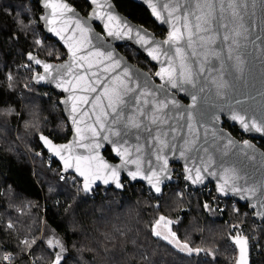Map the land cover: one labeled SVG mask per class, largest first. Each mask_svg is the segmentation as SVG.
Returning a JSON list of instances; mask_svg holds the SVG:
<instances>
[{"label": "trees", "instance_id": "obj_1", "mask_svg": "<svg viewBox=\"0 0 264 264\" xmlns=\"http://www.w3.org/2000/svg\"><path fill=\"white\" fill-rule=\"evenodd\" d=\"M40 1L0 0V261L11 255L16 264H56L57 256L63 258L60 264H234L235 225L250 238L253 264H264V223L253 219L248 206L227 201L223 207L214 185L193 188L178 174L179 182L163 196L128 181L122 191L88 196L75 175L60 181L62 167L48 160L39 137L66 142L71 127L58 95L33 84L36 69L28 54L59 61L66 50L41 29ZM69 1L85 14L90 10L86 0ZM116 4L158 36L166 34L143 6L129 0ZM120 49L155 69L133 47ZM224 126L245 138L238 128ZM258 144L264 149V141ZM105 154L115 160L110 149ZM162 216L172 221L191 254L153 234Z\"/></svg>", "mask_w": 264, "mask_h": 264}, {"label": "snow or ice", "instance_id": "obj_2", "mask_svg": "<svg viewBox=\"0 0 264 264\" xmlns=\"http://www.w3.org/2000/svg\"><path fill=\"white\" fill-rule=\"evenodd\" d=\"M147 2L152 15L157 20L171 24L168 38L162 43L146 39L148 34L142 29L136 32L137 42L142 46H148L146 49L148 56L161 63L160 71L156 75L165 83L159 88L149 89L147 82L143 85L134 83L126 70H123V79L120 76L107 78L113 80L112 86H109L105 79L97 76L96 82L90 81L89 87L83 91L97 93L98 88H102V92L91 99L89 96H83L80 98V103L91 104L95 109L96 102L106 101L103 105L102 116H97L95 119V123L99 125V131L93 129V135L112 145L118 156L127 157L126 164L135 165L134 170L127 172L128 177L133 181L138 177L147 179L152 189L159 194L164 181L172 179L168 175V160L160 155L162 152L167 150L173 155L178 153L180 157L196 158L199 161L205 159L199 155L200 153H205L207 156L210 146L215 145L218 140H226L227 143L223 144L220 149V155L221 157L228 156L229 147L234 142L231 136L219 126L220 115H225L226 119L231 120L234 125L238 124L244 132H254L264 136V112L260 115L256 114L255 109L249 104L248 93L244 91L245 65L246 58L249 56L247 44L253 42L250 40L248 28L245 27V20L255 15L254 0H195V2L194 0H169L162 5V10L152 0H147ZM90 3L97 5L98 9L103 10L104 8L98 0H90ZM260 4L264 7V0H260ZM44 7L51 10L52 17L63 18L64 28L58 30L50 27L48 31L64 41L71 54L72 63L80 61L78 66L84 68L86 55H78V53L85 52L89 56L113 61L111 52L101 50L104 45L99 42V38L88 21L75 16V10L69 4L45 0ZM108 8L110 9L111 5H108ZM68 13L72 15H67ZM92 18L101 22L109 37L121 38L132 32L131 27H127L123 33L113 31L109 22L116 20L117 17L111 11L101 15L99 11L94 10ZM44 19L48 24L53 23V20L48 17ZM62 32H71V35L65 36L61 34ZM254 39L259 40L260 37L257 36ZM73 42L78 47H74ZM39 43L40 41H37V44ZM161 57L164 59L161 60ZM28 59L34 60L36 65H41V61L31 53ZM66 67L70 72L72 65L69 64ZM91 67L92 65L89 64L88 68ZM115 68H120L118 59L105 67L104 72ZM43 69L47 78H53L52 65L43 64ZM56 74L59 77L56 87L68 91L63 87L67 73L62 74L60 69H56ZM38 79L45 81L46 76H39ZM176 92L185 93L190 98L191 105L180 104L176 99ZM72 110L76 111V105H73ZM81 115L87 116L90 113L85 110ZM130 137L136 141L132 148L129 147ZM40 139L50 151L60 157L66 171L74 168L77 175L84 178L83 190L85 192L91 191L92 185L98 180L105 185L113 183L116 188L123 187L120 183V173L116 168L110 169V176L101 174L98 170L93 171L90 163L82 168L81 162L89 161L90 156H77L73 162L72 159H66L61 154L62 150L57 149L47 137L41 136ZM141 141L144 142L143 145ZM81 146L89 147V145ZM91 147L98 149L101 143L96 142ZM145 147L148 148L149 155L151 149L156 150V160L164 159L163 167L154 168L151 159H141L140 153L145 150ZM133 152L136 153V158H133ZM207 162L212 163L211 156H207ZM219 165L224 175L233 181L227 190L228 180H224L219 186V191L223 195L240 194L242 199H246L243 193L255 194V188L236 183L239 179L236 167H226L223 159L219 161ZM103 167L109 169L107 164ZM187 172L186 178L192 184L204 182L202 173L220 178L218 173L210 171L203 165L190 167ZM261 196L264 197V191L261 192ZM252 206L256 207V205ZM261 208L264 210V204H261ZM258 215L264 218V211ZM163 220L164 217H160L156 222L157 225ZM153 234L160 236L158 231H154ZM24 243L27 244V241ZM236 243L240 244L241 259L238 264H248L246 239L243 242L236 240ZM49 244L51 245V241ZM184 247L188 248L187 245ZM188 251L191 254L190 248ZM4 259L8 261L12 257L5 256ZM61 259L63 258L57 256L56 264H60Z\"/></svg>", "mask_w": 264, "mask_h": 264}, {"label": "water", "instance_id": "obj_3", "mask_svg": "<svg viewBox=\"0 0 264 264\" xmlns=\"http://www.w3.org/2000/svg\"><path fill=\"white\" fill-rule=\"evenodd\" d=\"M90 5V10L88 13H83L76 5H74L69 0H53V2H63L69 4L75 10V16L79 17L81 20H87L88 24L91 26L95 35L99 38V42L103 43L104 47L101 49L105 52H111L113 55V61H120V68H115L109 72H104V68L110 66L113 61H108L105 58H97L95 56H89L85 53H78V55H86V59L84 61V68H80L78 65L80 61L76 63H72L71 54L68 52L67 45L64 41L60 40L59 37L54 35L52 32L48 31L50 27H55L58 30L64 28L63 18L61 17H52L50 15L51 10L44 7L45 0L40 1L41 13L39 14V22L41 29L49 36L50 38L57 41L65 50L66 57L62 61H51L48 59H44L36 53H31L36 59L41 61V65H36L35 61H28L33 64V66L37 69L33 74L32 82L38 88H45L53 91L59 97L60 107L63 109L64 115L68 120V123L71 127V137L66 142H56L50 135L41 134V136L47 137L52 141L53 145L57 149L62 150V155L65 156L66 159H72L74 162L75 157L77 156H90L91 159L89 161H82L81 167L84 168L86 164H91L93 171L98 170L101 174H106L110 176V169L116 168L120 173V183L123 185L122 188H116L113 183H109L105 185L102 181H96L95 184L92 185V190L89 192H85L86 194H90L94 189L104 188V189H115L117 191H122L125 189V183L128 181L131 184L141 183L146 187L150 188L157 196H163L165 189L173 184H177L179 182L178 171L182 170L183 177L190 186L193 188H203L207 185H214L217 194L224 199H235L240 204L244 206H248L249 210L253 213V219L260 223H264V218L258 213L264 211L261 208V204H264V197L261 196V192L264 191V149L259 146L258 141H264V136L259 133H248L244 132L240 129L239 125H234L231 120L226 119L225 115H220L219 126L228 133L232 140L233 145L229 147L228 156L221 157L220 149L223 144H226L227 141H217L215 145L209 147L207 156L212 157V163L207 162V156L205 153H200L201 157H205V159L197 160L186 159L180 157L178 153L173 155L171 152H162L160 155L163 158H167V169L168 175L172 177L170 180H165L161 185V193L157 194L154 189H152L151 185H149L147 179L137 178L136 180H132L127 176V172L129 170H134L135 165L126 164L125 160L127 157L118 156L113 149V146L110 145L107 141H101L99 137L93 135V129L99 131V125L95 123V119L97 116H102L103 105L106 104V101H98L95 109L92 108L91 104L83 105L80 103V98L83 96H89L91 99L95 97L97 94L102 92V88H98L97 93H87L83 91V89L89 87L90 81L96 82V77H100L105 79V82L112 86L113 80L107 79L108 77L114 78L115 76H120L123 79V70H126L129 73V76L134 80V83L144 84L147 82V86L149 89L159 88L162 84H164V80H162L159 76L156 75L157 72L160 71L161 63L158 61L152 60L150 56L147 54V45L142 46L137 42L136 32L137 30L142 29L143 32L148 35L145 37L146 39H152L157 42H163L168 38V33L171 31L170 23H161L157 20L151 13V8L147 2V0H129L140 6L146 8L152 19L157 23L159 27L166 31L165 38L158 36L156 32L149 29L143 24L137 23L124 14L116 4V0H98L99 4L104 5L103 10L98 9L97 5H93L90 3V0H86ZM153 3L157 5L158 8H161L164 3L169 2V0H152ZM195 2V0H194ZM108 5H111V8H108ZM99 11L101 15H103L107 11H111V13L117 17L116 20L109 22L110 27L113 31L124 32L127 27L132 28V32L127 35L122 36L121 38L117 37H109L107 35V31L102 27V24L99 20L93 19V11ZM253 11L255 15L251 16L250 19L245 20V27L248 28L250 34V40H253L252 43L247 44V48L249 51V56L246 58V76L244 79V91L248 93L249 96V104L253 109H255L256 114L260 115L264 112V7H261L260 0H254ZM67 15H72V13H68ZM44 17H48L53 20L52 24H48ZM98 26L101 28L99 29ZM179 26V25H178ZM62 35L68 36L71 35V32H62ZM143 34V33H142ZM259 36V40H255L254 38ZM131 37V38H129ZM96 41H94L95 43ZM74 43V47H78V45ZM121 46H131L139 52L143 53L145 57L151 62L152 65L157 67V71L152 74L147 69L133 62L121 49ZM167 47V46H165ZM226 47V46H225ZM87 49V46H86ZM90 50V49H88ZM29 55V54H28ZM164 57H161L163 60ZM178 63V61H177ZM43 64H50L53 66L51 70V75L53 78H47V74L44 72ZM71 64V71L68 72L67 65ZM91 64L92 67L88 68V65ZM64 66V67H62ZM166 66V65H165ZM56 69H60L61 73H67L65 75V80L63 83V87L67 88L68 91H64L62 88L56 87V83L59 80L57 77ZM87 69V71H85ZM96 74L95 76L93 74ZM46 76L45 81H40L39 76ZM175 92V90H171ZM176 99L180 102V104L185 106L191 105L190 98L183 92H176ZM73 105H76V111L74 112ZM87 110L90 115H81L83 111ZM110 111V110H109ZM220 114V113H218ZM110 118V117H109ZM225 123H229L232 127L238 128V130L246 137V141L238 138L234 133L226 128ZM210 127V126H209ZM79 129V132H77ZM107 134V133H104ZM39 140L46 150L47 153L51 154L57 161L60 163L61 167L64 168V162L60 159L59 156H56L52 151L48 149L44 142ZM256 140V141H255ZM96 142L101 143V147L98 149H93L91 146ZM136 144L134 138H129V147L132 148ZM143 145L144 142L141 141ZM81 145H89V147L85 148ZM250 145V147H249ZM110 149L114 155L115 160L109 159L105 152ZM140 157L142 160L151 159L152 166L154 168H160L164 166V159L156 160V150L151 149V153L149 155L148 148L145 147V150L140 153ZM133 158H136V153L133 152ZM223 159L225 161L226 167H236L237 172L239 173V179L236 181L238 185H244L245 187L255 188V194H250L248 192L243 193L246 196V199H242L240 194H232L223 195L219 191V186L223 184L224 180H228V185H226V190L228 187L232 185V179L228 176H225L221 171L219 161ZM104 164L109 166V169H105L103 167ZM201 165L208 167L210 171L216 172L219 174V179L212 175H204V182L192 184L186 177L188 176L187 169L190 167H201ZM146 167V165H145ZM69 173L75 175L82 184L83 187V177H79L75 172L74 168L68 169ZM252 205H256L254 208ZM246 239V258L248 264H253L251 257V241L250 238L243 235L231 236V242L234 247L237 249V258L234 264H238L240 261V244L236 243V240L245 241Z\"/></svg>", "mask_w": 264, "mask_h": 264}, {"label": "rangeland", "instance_id": "obj_4", "mask_svg": "<svg viewBox=\"0 0 264 264\" xmlns=\"http://www.w3.org/2000/svg\"><path fill=\"white\" fill-rule=\"evenodd\" d=\"M135 63L138 64V62ZM162 217H164V220L160 221L159 225H157L156 223L155 231H158L160 233V236H162L163 238L166 237L167 238L166 240L170 242L176 249L183 251L185 253H189L188 249L190 248L192 250V248L187 243L180 240L177 233L173 229L172 221L168 220L165 216ZM173 233L175 234L174 236ZM184 245H187L188 248H185Z\"/></svg>", "mask_w": 264, "mask_h": 264}, {"label": "built area", "instance_id": "obj_5", "mask_svg": "<svg viewBox=\"0 0 264 264\" xmlns=\"http://www.w3.org/2000/svg\"><path fill=\"white\" fill-rule=\"evenodd\" d=\"M65 57H66V55H65ZM64 60V59H63ZM59 61H62V60H59ZM36 69V68H35ZM37 70V69H36ZM243 140V139H242ZM244 141H246V137L244 138ZM178 174L184 179V177H183V173H182V170H180V171H178ZM69 175H70V173H69V170H65V169H63L62 171H61V173H60V176H59V178L62 180V181H64V180H67L68 178H69ZM178 175V176H179ZM180 178V177H179ZM185 180V179H184ZM105 193L106 191L105 190H95L94 191V193H92V195L91 196H96V195H100V193ZM215 200L217 201V202H219V203H221L222 205H223V207L227 204V201H230V203H231V205L233 206V207H237V205L239 204V202L237 201V200H235V199H224V198H222V197H220L219 195H218V197H215ZM232 230L237 234V235H243V236H246L244 233H245V229L244 228H238V227H236L235 225H232ZM12 257V256H11ZM12 259H13V257H12ZM8 260V261H6L5 259L4 260H2V261H0V264H16L13 260Z\"/></svg>", "mask_w": 264, "mask_h": 264}, {"label": "bare ground", "instance_id": "obj_6", "mask_svg": "<svg viewBox=\"0 0 264 264\" xmlns=\"http://www.w3.org/2000/svg\"><path fill=\"white\" fill-rule=\"evenodd\" d=\"M48 154H49V153H48ZM48 160H49L50 162H53V161H55V160H57V159L54 158L51 154H49V155H48ZM62 170H63V168H62ZM62 170H61V171H62ZM60 173H61V172H60ZM70 175H71V173H70ZM70 175H69V176H70ZM59 176H60V175H59ZM59 179H60V178H59ZM60 181H62V180L60 179ZM65 181H66V180H64V181H62V182H65ZM82 188H83V187H82ZM98 189H99V190H105V191L109 190V189H104V188H97V189H94L92 193H94V191H95V190H98ZM83 191H84V190H83ZM84 193H85V192H84ZM92 193H90V194H86V193H85V194L88 195V196H91ZM100 194H102V192H101ZM9 256H11V255H9ZM1 261H2V260H1Z\"/></svg>", "mask_w": 264, "mask_h": 264}, {"label": "flooded vegetation", "instance_id": "obj_7", "mask_svg": "<svg viewBox=\"0 0 264 264\" xmlns=\"http://www.w3.org/2000/svg\"><path fill=\"white\" fill-rule=\"evenodd\" d=\"M165 36H166V34L164 35V37L163 38H165ZM151 63V62H150ZM33 65V64H32ZM138 65H140L139 63H138ZM140 66H142V65H140ZM154 66V65H153ZM143 68H145V69H147L149 72H151L152 74H154L156 71H157V67L155 66V69H148V68H146V67H144V66H142Z\"/></svg>", "mask_w": 264, "mask_h": 264}]
</instances>
